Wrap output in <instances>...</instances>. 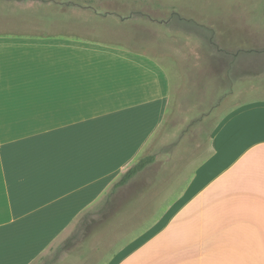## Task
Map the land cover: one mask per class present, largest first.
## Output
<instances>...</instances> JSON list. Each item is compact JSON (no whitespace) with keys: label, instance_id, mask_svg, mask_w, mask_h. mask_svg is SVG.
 I'll list each match as a JSON object with an SVG mask.
<instances>
[{"label":"crops","instance_id":"obj_1","mask_svg":"<svg viewBox=\"0 0 264 264\" xmlns=\"http://www.w3.org/2000/svg\"><path fill=\"white\" fill-rule=\"evenodd\" d=\"M168 66L82 33H0V264H31L156 149ZM107 264H264V98L218 122L178 197Z\"/></svg>","mask_w":264,"mask_h":264},{"label":"rangeland","instance_id":"obj_2","mask_svg":"<svg viewBox=\"0 0 264 264\" xmlns=\"http://www.w3.org/2000/svg\"><path fill=\"white\" fill-rule=\"evenodd\" d=\"M25 1L0 0V33H82L88 41L173 67L172 98L150 143L156 149L147 155L154 162L125 186H111L31 263L107 264L178 197L210 156L218 122L239 105L264 98V0ZM107 4L125 11L104 19Z\"/></svg>","mask_w":264,"mask_h":264},{"label":"trees","instance_id":"obj_3","mask_svg":"<svg viewBox=\"0 0 264 264\" xmlns=\"http://www.w3.org/2000/svg\"><path fill=\"white\" fill-rule=\"evenodd\" d=\"M123 9L124 8L120 10H116L110 7H106L104 5V10L106 13H112V11L115 12L125 11V9L124 10ZM153 162H154L153 156H146L140 159L138 162L132 165L116 182L112 184V189H117L122 186H125L127 183H129L130 180L136 177L140 172H142L146 167L150 166Z\"/></svg>","mask_w":264,"mask_h":264}]
</instances>
